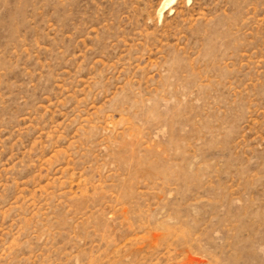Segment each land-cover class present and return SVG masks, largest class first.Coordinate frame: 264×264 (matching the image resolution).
Segmentation results:
<instances>
[{
  "label": "rangeland",
  "instance_id": "374dc122",
  "mask_svg": "<svg viewBox=\"0 0 264 264\" xmlns=\"http://www.w3.org/2000/svg\"><path fill=\"white\" fill-rule=\"evenodd\" d=\"M0 264H264V0H0Z\"/></svg>",
  "mask_w": 264,
  "mask_h": 264
}]
</instances>
